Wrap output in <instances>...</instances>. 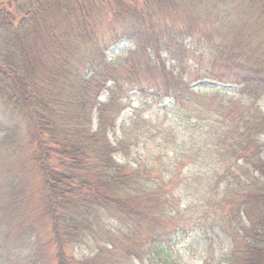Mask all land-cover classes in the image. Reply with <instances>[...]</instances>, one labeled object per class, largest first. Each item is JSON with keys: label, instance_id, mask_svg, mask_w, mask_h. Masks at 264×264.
I'll use <instances>...</instances> for the list:
<instances>
[{"label": "trees", "instance_id": "obj_1", "mask_svg": "<svg viewBox=\"0 0 264 264\" xmlns=\"http://www.w3.org/2000/svg\"><path fill=\"white\" fill-rule=\"evenodd\" d=\"M131 92L164 112L117 137ZM262 102L264 0H0V264H192L194 215L264 264Z\"/></svg>", "mask_w": 264, "mask_h": 264}, {"label": "rangeland", "instance_id": "obj_2", "mask_svg": "<svg viewBox=\"0 0 264 264\" xmlns=\"http://www.w3.org/2000/svg\"><path fill=\"white\" fill-rule=\"evenodd\" d=\"M124 47L125 45L113 47L109 52V55L114 59L116 57L115 54H117L116 52L120 51ZM112 53L114 54L111 55ZM210 86H214V84L207 81L197 82L194 85L196 89H200L202 91ZM227 89L236 90L235 88ZM106 97L107 93H104L101 96V100H105ZM129 98L132 105L122 113L119 120L117 121V137L123 136L122 131L119 129L122 124L125 126V129H128V132H133V129L130 126V120L132 118L137 119L142 117L143 119H150L155 118L158 115H162L164 112L163 106L155 104L150 105V101L139 98V95L136 92H131ZM167 104H169V102H167ZM261 107L264 110V102H262ZM113 135L115 134H110L112 140L114 138ZM155 144L158 145L157 143ZM155 144L153 142H148V139L139 140L136 147H131L129 156L124 157L123 155L118 154L115 156V159L122 165L135 167L140 162L150 161L152 157H155L159 153L160 147H156ZM190 160L192 159L187 158L182 162V165H180L181 175L184 176L190 170L199 169L197 166H195L196 162L192 163ZM181 180L182 177L180 178V182ZM225 186L226 183H224L221 188ZM198 217V215H194L192 217L186 216L187 221H185L184 229L179 233V235L175 237L178 247L184 252V260L192 264H202L205 259L210 258V260H214L212 264H218L221 262L222 264H226V260L231 250V241L215 224H212V221L206 220L205 218L199 219ZM81 251L85 255L90 253L88 248H82L75 250L73 254L78 257Z\"/></svg>", "mask_w": 264, "mask_h": 264}]
</instances>
